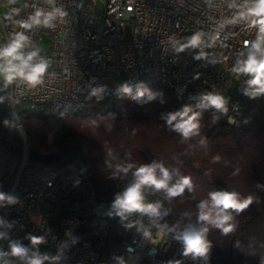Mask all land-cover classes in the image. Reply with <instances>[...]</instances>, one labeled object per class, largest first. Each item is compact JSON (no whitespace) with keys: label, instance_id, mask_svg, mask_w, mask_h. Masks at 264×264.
Segmentation results:
<instances>
[{"label":"built area","instance_id":"obj_1","mask_svg":"<svg viewBox=\"0 0 264 264\" xmlns=\"http://www.w3.org/2000/svg\"><path fill=\"white\" fill-rule=\"evenodd\" d=\"M254 3L0 0V48L22 33L27 42L20 51L25 55L36 51L33 63L48 65L35 85L20 78L8 84L0 80V108L8 112L10 129L22 139L17 158L0 146V161L7 162L9 173L0 183V193L15 200L0 201V252L5 264H31L33 259L41 264H211L208 251L203 256L184 254L179 237L192 228L170 220L166 203L152 189L143 190L144 203H159L158 216L139 211L118 214L114 202L134 182L133 176L122 181L115 198L101 199L80 156L50 165L29 162L15 103H27L30 112L54 107L78 113L90 103L121 94V78L131 88L159 84L176 101L199 102L207 93L224 97L236 79L225 101L227 122L238 125L245 99L264 111V92L252 95L256 86L248 84L251 75L233 70L247 60L260 34L259 25L253 24L259 17L248 14ZM37 12L41 23L23 27ZM49 14L52 18L45 25ZM43 34L48 47L41 51ZM196 34L200 44L180 50ZM10 216L13 224L7 232ZM33 238L39 242L33 243ZM13 245L24 248L25 254L13 255Z\"/></svg>","mask_w":264,"mask_h":264},{"label":"trees","instance_id":"obj_2","mask_svg":"<svg viewBox=\"0 0 264 264\" xmlns=\"http://www.w3.org/2000/svg\"><path fill=\"white\" fill-rule=\"evenodd\" d=\"M145 87L157 94L155 99H133L135 87L131 94L121 92L107 102L90 103L78 113L54 107L19 113L25 142L36 153H58L61 160L80 156L101 199L115 198L126 177L153 162L162 163L174 173L170 186L181 176L191 177L192 190L185 188L179 196L168 197L164 190H153L166 203L170 220L195 230L207 228L204 237L211 264H264V111L247 98L239 124L231 125L227 111L199 108L193 101H176L163 85ZM184 106L200 113L198 131L188 138L174 131L165 119L168 113ZM75 120L91 121L103 128L99 130L103 132L102 145L94 146L95 152L65 143L72 134L79 135L86 145L94 141H89V133L78 132L72 126ZM9 123L8 112L0 108V146L17 158L22 139ZM9 132L14 134V144L7 139ZM129 164L134 167L127 174L118 171ZM6 165V161H0V183L9 174ZM214 191L235 192L241 201L249 197L252 200L243 211L227 210L232 216L228 222L232 229L227 233L198 219V205Z\"/></svg>","mask_w":264,"mask_h":264},{"label":"clouds","instance_id":"obj_3","mask_svg":"<svg viewBox=\"0 0 264 264\" xmlns=\"http://www.w3.org/2000/svg\"><path fill=\"white\" fill-rule=\"evenodd\" d=\"M248 14L259 17V20H253V24L259 25V36L256 41L252 42L251 50L246 61L238 62V65L233 70L237 73L250 74L251 79L248 81L249 86H256L252 90V95L264 92V0H255V3L248 9ZM31 18V23H25L22 26L25 28L31 27L32 24H40L39 16ZM52 18L49 14L43 23L48 24ZM27 37L22 33L16 34L12 42L3 48H0V77H3L6 84L11 83L16 78H20L30 85H35L41 82V79L46 72L48 65L46 62L33 63L34 58L38 55L36 51L24 54L20 50L25 46ZM200 44V34L194 35L189 44L182 46H198ZM259 54V58L257 56ZM119 91L125 94H131L132 88L127 84L120 86ZM95 94V92L93 93ZM156 93L151 92L143 84L136 86V94L132 98L139 100L147 96L148 100L156 98ZM226 101L219 94L207 93L199 97L197 107L199 108H215L218 111L226 112ZM199 112H193L190 106H184L182 110L170 112L165 117L168 125L173 126V130L180 133L184 138L197 133L199 128ZM175 124L173 125V122ZM134 166L129 164L118 168V171L125 174L128 173ZM178 175V173H175ZM173 172L164 167L162 163L153 162L149 165H142L133 172L134 182L125 189L122 195L117 196L114 206L120 211L118 214L123 215L125 212L139 211L149 214L150 216L159 215V203L145 204L143 190L151 188L154 191L164 190L168 197H175L183 194L185 188L192 190L191 177L181 176L175 184L170 186V181L173 179ZM8 200L9 203H14L13 197H5L0 193V201ZM252 202L251 198L243 201L235 192L214 191L209 193V199L201 201L198 205L200 212L198 219L201 222L212 224L215 227L221 228L225 233L231 231L232 225L228 222L232 219L228 209H234L237 212L243 211ZM207 228L200 230H186L179 239H182L185 249L184 254H193L195 256H203L208 251V243L205 240L204 234ZM39 241L33 238V243ZM25 249L16 245L12 246V254L23 256ZM31 264H41L40 259H33Z\"/></svg>","mask_w":264,"mask_h":264},{"label":"rangeland","instance_id":"obj_4","mask_svg":"<svg viewBox=\"0 0 264 264\" xmlns=\"http://www.w3.org/2000/svg\"><path fill=\"white\" fill-rule=\"evenodd\" d=\"M125 33H126V35H128L129 34V30L126 29ZM47 47H48L47 36L43 34L42 40H41V42L39 44V48H40L41 51H44V50L47 49ZM0 80H4L3 77H0ZM235 80L236 79H234L232 81V83L229 85V90L234 88ZM125 83H126V81L123 78L118 79L119 87L121 85L125 84ZM15 108H16L17 112L20 113V114H25V113L29 112L28 107H27V103H25L23 101H17L15 103ZM72 126L75 127L78 130V132H87V133H89L91 135V138H90L89 141H92V139L94 141L92 142L93 146L92 145H86V142H84V140L81 139L79 137V135L72 134V135H70L69 140H67L65 142L69 146H72L75 149L76 148H82L83 150H87V151L92 153V152L96 151L94 146L96 147V145H99V146L102 145V133L103 132L99 131L101 129L103 130L102 127L93 125V123L91 121H87V120H75L73 122ZM7 139H8L9 142H12L14 144L15 138H14V134L13 133L9 132ZM104 144L105 143L103 142V145ZM60 161H62V160H60ZM1 222H2V218L0 216V225H1ZM10 228H11V223L8 225V229H10Z\"/></svg>","mask_w":264,"mask_h":264},{"label":"water","instance_id":"obj_5","mask_svg":"<svg viewBox=\"0 0 264 264\" xmlns=\"http://www.w3.org/2000/svg\"><path fill=\"white\" fill-rule=\"evenodd\" d=\"M62 156L58 153L53 154H38L34 150H28V161L37 164H53L60 161Z\"/></svg>","mask_w":264,"mask_h":264},{"label":"crops","instance_id":"obj_6","mask_svg":"<svg viewBox=\"0 0 264 264\" xmlns=\"http://www.w3.org/2000/svg\"><path fill=\"white\" fill-rule=\"evenodd\" d=\"M0 216L2 218L1 212H0ZM12 221H13V218L10 216L8 225L11 223V226H12V224H13ZM8 225H7V232H9V230H10V229H8ZM1 227H2V222H1V225H0V229H1ZM0 264H5L4 257H3L1 252H0Z\"/></svg>","mask_w":264,"mask_h":264}]
</instances>
